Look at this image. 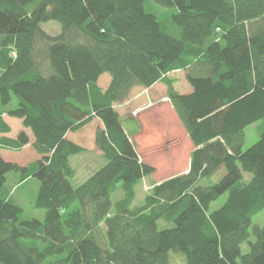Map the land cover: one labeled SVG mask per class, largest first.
I'll list each match as a JSON object with an SVG mask.
<instances>
[{
  "label": "trees",
  "instance_id": "16d2710c",
  "mask_svg": "<svg viewBox=\"0 0 264 264\" xmlns=\"http://www.w3.org/2000/svg\"><path fill=\"white\" fill-rule=\"evenodd\" d=\"M145 1L0 0V134L10 132L2 115L20 119L38 155L24 166L0 155V264H172L174 256L183 264H264V226H251L264 209V130L242 149L245 129L264 120V0H152L176 9L168 32ZM49 23L57 35L44 31ZM177 70L190 93L166 77ZM158 82L194 150L187 173L157 183L132 208L135 187L155 169L113 105ZM93 118L102 124L94 145L103 164L73 186L70 158L85 149L66 134ZM28 143L24 131L0 137V149ZM10 172L20 183L38 181L33 206L45 211L43 221L22 219L5 191Z\"/></svg>",
  "mask_w": 264,
  "mask_h": 264
},
{
  "label": "rangeland",
  "instance_id": "374dc122",
  "mask_svg": "<svg viewBox=\"0 0 264 264\" xmlns=\"http://www.w3.org/2000/svg\"><path fill=\"white\" fill-rule=\"evenodd\" d=\"M144 6L147 12L153 13L158 17L160 22L165 26L167 32L170 29H172L173 31L174 27L171 22V16L176 12L175 8L161 7L155 4L152 0H146ZM43 29L46 33L52 36L57 35L59 31V28L54 23H49L44 25ZM173 35L176 34L173 33ZM177 87L179 89V84H177ZM179 91L184 92L185 91L184 87H181ZM142 94L146 96L144 97L145 103L136 107L131 112V115L134 117L137 116L140 112L148 108H151L157 105L158 103L169 102L167 96H161L158 100H152L150 98L148 91L143 92ZM14 106H15V101H13L11 107ZM166 114H164V116L157 117L156 121L153 124V129L151 130V132H148V136L150 139L148 138L147 143L142 142V143H146V145L139 146L138 144H136V139L131 136V130H128L131 136L130 139L135 144V149L138 156L144 162L146 161L144 160V157L147 156L146 158L147 161H149L150 159V161L153 163V165L151 164L150 165L155 169V172L150 177H147L146 181L148 183H144L146 181H142L135 187L137 196L131 206L132 208H136L143 205V197H144L143 195L146 192L151 191L150 188L144 189V184L156 185V183H159L164 179L171 178L175 175L185 174V173H181V170H183L184 168H187L186 170L188 172L189 162H186L188 156V150L184 145L185 137L183 136L182 128L180 127V123L178 122V119L174 120L172 119L173 118L172 115H171L172 118H170ZM120 121L122 127L127 129L126 125H128L129 122L125 121L123 117H120ZM100 126L101 125L99 121L97 122L93 121L90 124L85 125V128L74 131L73 133L71 132V134H68V136L66 137L67 139L69 138L70 141L73 140L74 142H76L75 143L76 145L79 144L86 148V149L84 148L85 149L84 153L71 156L70 158V164L72 168L75 170V176L70 180L73 186H78L81 183H83L97 168H99L103 164V158L101 159L100 157H98L97 153L99 152L94 147L95 130L97 128H102ZM13 129L15 130V128ZM263 130H264V120H260L255 124L248 126L245 129V140L242 149L246 150L251 145H253L258 140L259 134ZM173 141H176L177 145L174 144ZM10 154L12 157H19V161L22 162L33 161L36 160L38 157L34 153V151L30 148H26L25 151H23L21 154H17V153H10ZM223 175H224V171L221 172L219 175H217V177L220 178ZM243 176H245V179L251 178V175L248 173H243ZM216 179H213L212 182H214ZM36 182H38L36 179H32L31 181L28 182L19 183V174L10 172L6 175L5 191L10 196L12 201L18 204L22 208L23 210L22 219H37L39 221H43L45 216V211L43 209L35 208L33 206L37 193L36 191L38 188V186L35 185ZM121 197H122V191L118 190L117 192L111 195L110 199L113 203L118 199H120ZM225 199H226V194L220 196L216 201H214L211 204L210 209L215 210L219 208L223 204ZM255 225L259 227L264 226V209L252 217L251 226H255ZM165 227L166 226L164 225L163 222L161 221L158 222V228L163 229ZM253 240H254L253 235H250L249 241H253ZM248 251H249V246L247 242H244L241 245V254H245ZM181 258L179 256L172 257V264H183L182 263L183 258L182 260Z\"/></svg>",
  "mask_w": 264,
  "mask_h": 264
},
{
  "label": "crops",
  "instance_id": "0c3cea01",
  "mask_svg": "<svg viewBox=\"0 0 264 264\" xmlns=\"http://www.w3.org/2000/svg\"><path fill=\"white\" fill-rule=\"evenodd\" d=\"M55 25L58 27L57 24H55ZM58 33H59V31H58ZM166 77L169 78L170 80H172V86H173L174 90H176L178 93H180V94H188V93L191 92L192 89H191V87L189 86V84L187 83V81L185 79V72L183 70H177V71H173L171 73H168L166 75ZM109 83H110V76L108 74L104 73L98 78L97 86L101 89L102 92H104L108 88ZM177 84H179V89L177 87ZM181 87H184V90H185L184 92L179 91L181 89ZM147 91L149 92L150 98L152 100H158L161 96H166V86L163 83H159L158 82V83H155L152 86L148 87L147 89H144L142 87H134V88H132V90L130 91V93H129V95L126 98L125 101H123L120 104H114L113 105V108L118 113L119 118L123 117L125 121L129 122L128 125H126L127 129L124 128V130L126 131V133L129 136H130V133H129L128 130H131V136L136 139V144H138L139 146L146 145V143L148 142L147 141L148 138H149L148 132H151V130L153 129V124L156 121L157 117L164 116V114L168 113L169 115L168 114H166V115L169 116L170 118H172L171 117V115H172L173 116L172 119H174V120L178 119L176 114H175V112H174V110H173V108H172V106H171V104H170V102H168V103H158L157 105L140 112L137 116H135V117L132 116L131 112L136 107H138L141 104L145 103V98L144 97H146V96L144 94H142V93L143 92H147ZM2 120H3V122L5 124H7L9 126L10 132L6 133V134H0V137L5 136V137L11 138V139H15L17 134L20 131H24L26 133V135L28 136V138H29V143L27 145L23 146L19 151H13V150H9V149H6V148H1L0 149L1 157L7 162H13V163H16V164L21 165V166H24V165H26L28 163H31V162L35 161V160H33V161H28V162H26V161L22 162V161H19V157H12L11 156L10 153L21 154L23 151H25L26 148L32 149L31 148V143L33 142L34 139H33L32 134L30 133V131L28 129H25L22 126V121L20 119L9 117L7 115H2ZM93 121L97 122L99 120L97 118H93L91 122H93ZM178 122L180 123L179 120H178ZM90 123H88V124H90ZM100 125H101L100 127H102L101 122H100ZM180 127L182 128L183 136L185 137L184 145L186 146V148L188 150V156H187L186 162H189L190 161L191 152L194 150V146L191 143V141L189 140V138L187 137V135H186L181 123H180ZM13 128H15V130ZM83 128H85V126ZM68 134H71V132H68L66 134V137L68 136ZM69 141H70V139H69ZM71 142L76 143L73 140H71ZM142 142H146V143H142ZM173 142H174V144L177 143L176 141H173ZM79 146L83 147L82 145H79ZM94 147H95V145H94ZM83 148H85V147H83ZM95 149H96V147H95ZM97 154H98V157H100L102 159L101 153L99 152ZM6 156H9V157H6ZM146 158H147V156L144 157V160H146L145 163H147L149 165L150 164L153 165V163L150 161V159H149V161H147ZM37 159H38V157H37ZM186 169L187 168H184L183 170H181V173H186L187 172ZM150 176H148V177H150ZM146 179H147V177H144L141 180V182L142 181H146ZM31 180H32V178H28L24 182H28V181H31ZM24 182H21V183H24ZM144 183H148V182L146 181ZM35 185L38 186V182H36ZM153 185H155V184H153ZM153 185L152 184H149V185L144 184V189L145 188H150L151 189L153 187ZM146 186H148V187H146ZM135 193H136V196H137L136 190H135ZM148 193L149 192H146L143 196L145 197V195H147ZM136 196H135V199H136ZM144 197H143V199H144Z\"/></svg>",
  "mask_w": 264,
  "mask_h": 264
},
{
  "label": "built area",
  "instance_id": "2783aa9c",
  "mask_svg": "<svg viewBox=\"0 0 264 264\" xmlns=\"http://www.w3.org/2000/svg\"><path fill=\"white\" fill-rule=\"evenodd\" d=\"M167 100V99H166Z\"/></svg>",
  "mask_w": 264,
  "mask_h": 264
},
{
  "label": "water",
  "instance_id": "95a60500",
  "mask_svg": "<svg viewBox=\"0 0 264 264\" xmlns=\"http://www.w3.org/2000/svg\"><path fill=\"white\" fill-rule=\"evenodd\" d=\"M187 173V172H186Z\"/></svg>",
  "mask_w": 264,
  "mask_h": 264
}]
</instances>
